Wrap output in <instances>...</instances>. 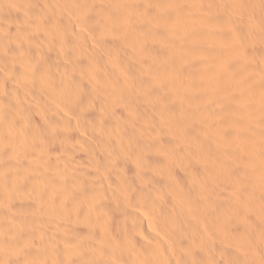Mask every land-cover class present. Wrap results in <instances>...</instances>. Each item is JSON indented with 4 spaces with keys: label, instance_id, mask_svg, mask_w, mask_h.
I'll list each match as a JSON object with an SVG mask.
<instances>
[{
    "label": "bare ground",
    "instance_id": "bare-ground-1",
    "mask_svg": "<svg viewBox=\"0 0 264 264\" xmlns=\"http://www.w3.org/2000/svg\"><path fill=\"white\" fill-rule=\"evenodd\" d=\"M0 215V264H264V0H0Z\"/></svg>",
    "mask_w": 264,
    "mask_h": 264
},
{
    "label": "rangeland",
    "instance_id": "rangeland-1",
    "mask_svg": "<svg viewBox=\"0 0 264 264\" xmlns=\"http://www.w3.org/2000/svg\"><path fill=\"white\" fill-rule=\"evenodd\" d=\"M16 142H17L16 144H22V143H20V141H19V142L16 141ZM5 211H7L6 213H9L10 216L13 215V216H11L12 218L15 216V219H17V218H16V215H17V216L19 215V213H18V214H17V213H14V212H16V211H14L13 209H12V210H10V209H9V210H5ZM8 211H13V214H11V212H8ZM34 211H35V209H34L32 212H30L31 215H32L33 213H34V214L38 213V212H36V211H35V212H36V213H35ZM6 213L4 214L5 216H6ZM1 215H2V214H1ZM1 215H0V216H1ZM4 215L1 216L0 218L4 217L3 219H5V220L10 219V218H9V217H10L9 215H7V217H6L7 219L5 218ZM22 215H26V216H28L27 212H26V214H22ZM22 215H21V216H22ZM29 215H30V214H29ZM37 215H38V214L33 215V216L36 217ZM8 216H9V217H8ZM33 216H32V217H33ZM12 218H11V219H12ZM32 219H33V218H32ZM37 219H38L37 217H36V220L33 219L32 225H36V224H37V223H36V222H37ZM0 220H1V219H0ZM5 220H1L0 222H3V221H5ZM13 220H14V218H13ZM13 220H8V221H13ZM17 220H18V219H17ZM17 220H16V221H17ZM13 222H15V221H13ZM13 222H11V223L13 224ZM3 223H5V225H6L5 227H7V225H8V224H7V221H6V222H3ZM8 223H9V225H8L7 229L10 228V225H12V224H10V222H8ZM17 223H18V222H17ZM14 225H15V223H14ZM16 225H17V224H16ZM3 227H4V226H3ZM3 227H2L1 229H2L3 231H5V232H1V234H2V233L6 234L5 236H6L7 238H5V236H4V239L7 240V239H8V236H10V238H11L13 235L11 234L12 232L10 233V231H9V232L6 231V228H3ZM34 227H35V226H34ZM34 227H32V228L35 229ZM2 230H1V231H2ZM7 234H8V235H7ZM2 235H3V234H2ZM2 235H0V237H3ZM13 238H14V237H12V239H13ZM8 240H9V239H8ZM24 240L27 241V239H25V238H24ZM26 243H27V242H26ZM5 247L8 248L7 245H6ZM1 248H4V246L2 245ZM6 248H5V249H6ZM9 250H10V248L7 249V251H9ZM7 251H6V252H5V251L3 252V249L1 250V252H2L3 254H4V253L7 254V253H8ZM12 251H13V253H14V249H13V250H10L9 253L12 254ZM15 251H16V250H15ZM6 254H5V255H6ZM15 254H18V253L15 252V253L12 254V255L15 256ZM6 256H7V255H6ZM9 256H10V255H9ZM29 260H30V263H32V264H33V263H34V264H37V263L35 262V258H34V257L29 258Z\"/></svg>",
    "mask_w": 264,
    "mask_h": 264
}]
</instances>
